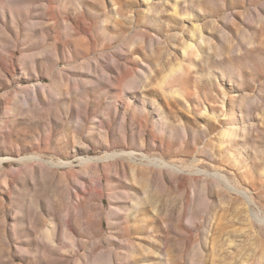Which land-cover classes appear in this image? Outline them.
<instances>
[{
    "label": "rangeland",
    "instance_id": "rangeland-1",
    "mask_svg": "<svg viewBox=\"0 0 264 264\" xmlns=\"http://www.w3.org/2000/svg\"><path fill=\"white\" fill-rule=\"evenodd\" d=\"M0 264H264V0H0Z\"/></svg>",
    "mask_w": 264,
    "mask_h": 264
},
{
    "label": "bare ground",
    "instance_id": "bare-ground-1",
    "mask_svg": "<svg viewBox=\"0 0 264 264\" xmlns=\"http://www.w3.org/2000/svg\"><path fill=\"white\" fill-rule=\"evenodd\" d=\"M161 162V161H160ZM162 164L164 165V166H166V164L164 163V162H162ZM234 189V188H233ZM249 196V195H248ZM248 199V198H247Z\"/></svg>",
    "mask_w": 264,
    "mask_h": 264
}]
</instances>
